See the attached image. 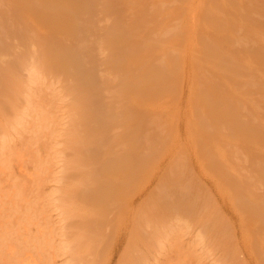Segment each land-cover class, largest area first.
Listing matches in <instances>:
<instances>
[{
  "label": "bare ground",
  "instance_id": "obj_1",
  "mask_svg": "<svg viewBox=\"0 0 264 264\" xmlns=\"http://www.w3.org/2000/svg\"><path fill=\"white\" fill-rule=\"evenodd\" d=\"M16 1L15 3L18 2ZM44 1L46 2L47 0H43L42 4H46ZM91 1L89 0V3L91 2L93 9L95 6L101 5L107 12V18L105 23H103L104 25L99 27L100 29L98 30V35H95V38H88V36L85 37V39L87 38L86 40L83 39L82 41H75V43L78 42L76 44L67 43L64 40L60 41L55 38L52 40V46L49 48L50 50H47L49 51V53H46L48 55H44V59L47 64L43 61L46 65H48L46 69H48L50 73L56 70V68L62 66L61 64L67 63L65 66L67 69H65L63 65L64 72V70L69 71V67L71 70V66H69L68 63L77 62V60L83 61L82 59L87 60L90 57L93 58V63L91 62L92 64L86 63V65L79 70V73L83 74L82 72H86L89 76L85 79H83V77L75 78L74 81L69 83L67 82L68 84L65 86V88L71 91L72 94H79V97L76 99V119L72 128L74 131L81 128L85 130V132H83V135L85 134V136L83 137L81 134L80 136L83 138H80L79 141H77V153L75 158L71 160L72 165H70V170H68L70 178L75 182L76 188L73 189L77 190H69V195L73 192H75L74 194L76 195H78L77 193L79 192L84 195V193H81V191L84 192V190L91 191L89 193L93 196L96 193H100V191L104 192L103 187H100V191L97 192V181H99L97 180V175L91 173L90 177L87 176L89 178L87 179L84 176V173L82 172L83 174L81 173V175L80 172L83 171V168L86 165L93 161L96 155L103 153L104 148L101 149V145L99 144L103 143L102 141H104L105 138L103 139L102 136L105 135L106 132H109L107 126L110 124V121L115 118V116H119L124 122H132L137 117L144 115V113H142L143 107L147 103L164 104L177 112L180 108V104L178 105L179 98L184 94L186 104L192 110L197 121L196 125H192L188 121L185 123V140L181 141L180 139V131L176 124V115L166 117L164 113H154L141 117V120L137 123H127L124 129V140H121V137H118V135L115 134H113L112 137L110 136L111 139L109 140L111 142L109 141L108 145L109 143L111 144L110 147L114 153H112L113 158H110L112 160L109 159V161H111V165L113 164L112 166L114 168L116 167V171L114 170L115 172H112L114 168L112 169L110 166L111 173H108L107 180H104L105 183L103 184H105L104 186L106 187L107 183H110L111 181L112 184L109 186L114 187V184L115 186H118L120 182V184H122V180H134L139 185H142L155 172L156 160L163 156L166 152H172L174 159L169 164L166 173L162 176V179H176L179 183L173 188L165 189L163 193L160 194L159 199L149 200L143 209H141L142 207L140 208V210H145L143 211L145 214L141 211L143 216L145 215V218L140 216V218H144L143 220L141 219L142 222L138 221V217L137 221L132 224L131 235L135 237L139 235L143 229L145 233L143 234V236L145 235V242L153 243V241L157 239V236L165 230V225L158 224L155 219L156 216L159 219H164L168 216H171L174 219H180L186 208L193 207L194 220L195 222H199L204 228L207 233V241L210 245H214V249L216 251L221 249L224 252V258H227L232 248V224L214 205L213 199L208 190H206V188L196 180L193 174L190 173L188 169V160L192 155L199 160L204 171L214 177L216 181L215 183L219 191L224 195V198L234 202L233 210L240 215L242 217L241 219L245 222V227H243V229L245 228L244 233L248 237H244V240L246 241L245 243H248L247 246H250L249 248H252V251L256 254V261L258 264H264V0ZM183 1L193 7L195 13V16L184 27L179 24V9ZM78 2L80 1L71 0L68 6L73 13L71 14V10L69 11V9H67V12L68 14L75 15V28L77 26L79 28L76 29L81 31L83 28V22H81V19L83 20V17L78 19V15L76 16L77 13L75 14V12L80 10ZM36 3L38 4L39 2ZM10 4L13 5L14 1ZM29 5H31V1ZM5 6L6 9H8L7 4ZM90 6L86 9L90 8ZM13 7L14 6H12V8ZM17 10H19V8ZM22 10L23 7L20 11ZM27 10L28 9H26V11ZM20 11L16 14L12 13L15 15V22L18 19H29L40 22L41 15L37 16L38 14L35 15L30 12L21 13ZM7 12H9V10ZM7 12L3 14H7ZM3 14L1 15L4 16ZM8 17L6 16L5 18ZM14 18L12 17L13 20L11 21H14ZM67 21L68 20L53 22L52 20L50 29H48L51 30V32H55L54 30L56 28L65 27ZM10 24H12V22ZM13 25L15 27V23H13ZM91 25L89 28L94 24L92 26ZM33 27L35 26L33 25ZM94 27L93 29H95ZM84 28L86 29V27ZM84 28L82 30H84ZM24 30H26V28ZM24 30H21V32ZM109 31L110 35H107V32ZM22 33L23 35L25 34L24 32ZM13 35L11 34V36ZM18 35L20 36V34ZM193 37H196L200 43L199 49L192 44ZM81 38L83 37L81 36ZM3 39L4 38L0 41L2 42ZM32 39H34V37ZM95 41L99 43L98 51H95V48L93 49ZM102 41L105 43L106 48L101 45ZM3 42H5V40ZM15 42H17V39ZM21 42L22 41H20V43ZM32 45H34L33 40ZM32 45L28 44L27 46L31 47ZM36 45H39V43H36L35 46ZM4 47L5 44L2 48ZM42 48H45V46ZM12 49H10V51L9 49L7 50L11 52V55ZM14 50L17 51L16 48ZM25 50L23 48V51ZM28 50L30 51V49ZM28 50L26 51L28 52ZM20 53L22 54V52ZM36 53L38 54L39 52L37 51ZM15 54L16 57L17 55H20L16 52ZM30 54L32 53L30 52ZM37 54L35 56H37ZM40 56H42V54ZM101 57L104 58V61L102 62L105 64L106 70H104V73H102L103 71L98 72L99 74L93 77L92 75L94 74L93 72H95V64ZM34 58L35 60L37 59L36 57ZM38 58L40 59V57ZM13 62L15 63V61ZM87 62L89 63V59ZM0 63L1 65L3 64L1 61ZM72 64L73 63H71V65ZM103 64L100 62L101 67H103ZM11 65H13V63H11ZM13 66L12 68H14ZM20 66H23L22 63ZM42 68L43 67L41 66L40 69ZM16 69H14V71ZM74 69H76V67ZM3 70L6 71L7 69ZM4 71L1 70V72ZM17 71L19 72V70ZM67 71L65 74L69 73ZM7 72L8 71H6V73ZM11 73L12 71H10L9 75H11ZM0 74H2L3 77H6L5 72ZM14 74L15 73H13V75ZM2 76L0 77L2 78ZM8 76L7 79H9ZM16 76H18V74ZM186 77L190 78L189 87L186 92H183L181 84ZM8 84H10L9 80ZM17 87L19 89V86ZM13 90L15 91V89ZM13 90H11V92ZM27 90H29V88ZM6 91L8 90L6 89ZM8 92H10V90ZM22 92L26 95L24 91ZM99 93L102 94L99 95ZM17 96L20 97V95ZM35 96H31V99ZM3 97L4 96H2V98ZM25 97L23 99H25L24 102L27 104L30 97L28 99ZM9 98L7 97L10 101L12 97L10 99ZM3 99L5 100V97ZM41 99L39 97L40 101ZM93 99L94 101L97 99L99 104L100 101L102 104L107 102L109 104L108 109L110 112H106L107 114L104 115L105 113L103 114V111L99 110L97 107V109L91 108L90 104ZM40 101L37 103H41ZM13 102V106H15V104L18 106L20 101L15 103L16 100H14ZM9 103L11 104V102ZM21 103L22 102H20V104ZM34 103L35 102L30 104ZM24 106L27 109L28 104ZM25 107L23 108L25 109ZM32 107L33 106H31L30 109ZM42 111L46 112V110ZM30 116L31 117L28 115L29 120L32 118V115ZM37 117H39V115ZM41 117L37 118V120L42 119L44 121H48L47 117ZM98 117L102 118L103 123L97 119L96 122L99 121L98 123H102L97 126L92 123V121ZM32 120L34 119L32 118ZM46 121L44 123H46ZM33 122L35 123V121ZM214 122H218L219 126L213 127L212 124ZM32 123L30 120V124L27 125H30L31 127ZM18 124H21L22 126L24 123ZM37 127L38 126H36V128ZM46 127L49 128V125ZM147 127L150 128H148L150 134L146 135L145 132V134L137 137L136 132L141 129H146ZM221 127L228 129L230 134L223 133L220 130ZM35 129L30 130V132L35 131ZM37 130L38 128L36 131ZM39 130H42L41 132H43V129L40 128ZM39 130L37 133H32H39L42 135ZM45 130L47 129H44V132H46ZM108 135L109 134H107L106 137ZM32 136L34 137V135ZM127 138H129V140L125 142ZM136 138L141 140L140 145L143 146L142 153L146 159L144 163H138L135 159L136 154L142 148V146H139V143L135 141ZM101 139L103 140L101 141ZM76 146H74V149L70 148L71 151L75 150ZM71 147H73V145ZM70 157L74 156L71 154ZM88 181H91L92 184ZM98 184L100 183L98 182ZM103 184L101 183L100 185ZM101 197L102 195L100 198ZM79 199L77 198V200ZM81 201H83V199ZM91 201H93V198ZM98 201L99 200H95L93 202L97 204H99L100 201L106 202L104 206H102V204L99 208L95 207L96 216L99 221L97 218L96 220L97 223L99 222L100 224L101 218L103 221H108L107 217L111 214L108 213L106 216V214L102 213V208L107 210L108 207L106 204L109 201L102 199H100L99 202ZM77 202L78 201H76L75 205ZM87 202L82 203L86 204ZM115 202L116 201H114V203ZM67 203L69 204V202ZM91 203L89 205H91ZM168 204L175 206L171 208L168 207ZM78 205L79 204H77V206ZM80 205L78 207H80ZM108 206H110V204ZM117 209L118 208H116V210ZM74 210L76 211V209ZM90 212L91 211H89V214ZM92 214L93 213L91 212L90 215ZM85 215L83 214L82 219L88 220L87 215ZM77 216L78 215H75L76 219ZM92 216L96 217L94 214ZM103 217H105V219ZM115 218L119 219V217ZM118 219H115L117 220V223H115L117 224V228H119L118 226H121L118 225L121 219L119 221ZM74 222L75 221H72V224ZM109 222L110 223L105 222L107 227L109 224L116 227L113 221ZM79 224L77 225L79 230L83 233L82 238L87 243L89 241V244L93 245V242L95 243L101 238V233L95 234V232H93L98 226H95L92 229L90 228V225L92 226V224L89 222L88 224L90 225L83 223L79 226ZM102 224L103 223L101 221V226H99L101 227V230L103 229ZM68 226H71V224ZM72 226H74V224ZM106 226L103 229L104 232L102 230L104 235L106 233L105 231L109 229H107ZM115 227H113L114 230ZM110 229H112V227ZM110 229L108 231L113 232ZM73 230H75V228H73ZM72 232L74 233L75 231ZM78 232L79 231L76 233ZM111 232L108 233L111 235ZM110 235L108 234L106 236ZM79 240L81 241L82 239L80 238ZM140 240L141 239L139 238V241ZM110 241H112V239ZM110 241H107V243H110ZM129 241H131V239ZM143 241L144 240L141 242ZM129 245H131L129 248H132L134 244L132 243ZM135 245L137 246L136 242ZM92 247L94 248V246ZM134 248L135 246L133 247V250ZM136 248H139V245ZM130 259L132 258H127V260ZM234 262L235 264H241L238 260H234Z\"/></svg>",
  "mask_w": 264,
  "mask_h": 264
},
{
  "label": "rangeland",
  "instance_id": "obj_2",
  "mask_svg": "<svg viewBox=\"0 0 264 264\" xmlns=\"http://www.w3.org/2000/svg\"><path fill=\"white\" fill-rule=\"evenodd\" d=\"M2 1L0 0V13L2 12L1 14H3L8 10L9 12H7V14H3L4 16L0 14V40L4 38L2 42L0 41V59H3L0 60L3 63L2 65L0 63V69L2 71H4L3 69H7L6 71H8L7 73L6 71H4L6 77H3L2 74H0V76H2V78H0L3 79H0V88L2 89V91L0 89V264H235L234 260H238L239 262H241V264H258V262L256 261V254L254 253V251H252V248H249L250 246H247L248 243H245L246 241L244 240V237L248 238L244 233L245 228L243 229V227H245V222L243 219H241L242 217L233 210L234 202L224 198V195L219 191L215 183L216 181L214 177L204 171L201 163L196 157L192 155L189 157L188 169L190 173H192L196 180L201 183L206 188V190H208L213 199L214 205L224 214L225 218L232 224L233 227L232 248L227 258H224V252L221 249H218L216 251L214 249V245H210V243L207 241V233L205 232L204 228L199 222H195L194 220L193 207L186 208L180 219H174L171 216H168L164 219H159L156 216L155 219L157 220L158 224L165 225V230L163 231V233H160V235L157 236V239L154 240L153 243L145 242V235L143 236V234L145 233L142 228V231L139 235L135 237L131 235L132 224L137 221L138 217V221L141 222L145 218V215L143 216V213L145 214V212L143 211L145 210H140V208L142 207L141 209H143V207H145V204L149 200L159 199L160 194H162L165 189L173 188L179 183V181H177L176 179H162L163 174L166 173L169 164L174 159L172 152L168 151L156 160L155 172L142 185H139L134 180H122V184H120L121 182L119 183L120 185L118 184V186H115L114 184V187L109 186L110 184H112L111 181L110 183H107L106 187L104 186L105 184H103L107 180L110 168H114L112 166L113 164L111 165V161H109L110 158H113L112 153H114L110 147L111 144L109 143L108 145V142L110 141L109 139H111L110 136L112 137L113 134H115L118 135V137H121V140H124V129L127 123H137L141 120V117L154 113H164L166 117L176 115V124L180 131V139L181 141L185 140V123L188 121L192 125H196L197 121L196 117L193 115L192 110L186 104L184 94L179 98L178 105L180 104V108L177 112H175L172 108L165 106L164 104L161 105L158 103H147L143 107L142 113H144V115L137 117L132 122H124L119 116H115V118L111 120L110 124L107 126V128L109 129L108 131L111 133L106 132V134L102 136L103 139L105 138L104 141H102L103 139H101L103 143L101 142L102 144H99L101 145V149L104 148L103 153L96 155L93 161L90 164L86 165L83 168V171L80 172V174L83 172L84 176L87 179H89L88 177H90L91 173L97 175V180H99L97 181V192L100 191V187L104 188V192L100 191V193H96L93 196L91 195V193H89L91 191L84 190V192L81 191V193H84V195L80 194V192H76L78 195L74 194L75 192L70 193L71 195H69V192L71 190L73 191V188L76 187L74 180H72L69 176L68 170H70V165H72L71 160L75 158V155L77 153V141L85 136V134L83 135V132H85V130L80 127L81 129H76V132L72 128L76 119V99L79 97V94H72V92L65 88V86H67L69 82L74 81L75 78H87L89 74H87L86 72H82L85 75L84 77L83 74L79 73V70H81V68H83L86 63L92 64L93 58H88L89 63L87 62L88 59H82L83 61L77 60V62H71L73 63L72 65L71 63H68V65L71 66V70L69 67V71L64 70V72L63 69L65 68L67 63L61 64L62 66L60 67L62 68H56L57 71L54 70V73H49L48 69H46L48 65H46L47 63L44 59V55L46 53H49V51L47 50L52 46V40L55 38L60 41L64 40L67 43L71 44H74L75 41H82L83 39L86 40L87 38L85 39V37L88 36V38H95V35L97 36L99 33V27H101L102 25H104L103 23H105L107 12L101 5H97L93 9L91 0L90 3L89 0H79L80 2H78V5L81 8L79 7L80 10H78V12H75V14L77 13L76 16L78 15V19L83 17V20L81 19V22H83L82 27H86V29L84 28V30H82V28L81 32L80 30H77L79 27L76 26L77 29L75 28L76 17L75 15H71L73 11L68 6L71 0H47L48 2L44 1L46 4H42L43 0H17L18 2L16 0ZM13 1L14 4H10L13 3ZM15 1L17 3H15ZM30 1L31 5H29ZM36 2L39 3L37 4ZM6 4L8 9H6ZM12 6L14 7L12 8ZM88 6H90V8L92 9H86ZM17 7L19 8V10H17ZM22 7L23 10L20 11ZM26 9L28 10L26 11ZM67 9H69V11L71 10V14H68ZM179 10V24L184 27L195 16L194 8L188 5L187 2L183 1ZM18 11H20L21 13L30 12L35 15L38 14L37 16L41 15L40 22L29 19H18L20 21L17 20L15 22L16 18H14L15 15L12 13L16 14ZM6 16L9 17L5 18ZM11 16L14 18V21H11L13 20ZM52 20L53 22L65 20L68 21L66 22L65 27H58L56 28L57 30H54L55 32H51V30L49 29ZM10 21L12 22V24H10ZM13 23H15V27ZM91 24H94L95 27ZM33 25L35 27H33ZM90 25L92 27L89 28ZM93 27L95 29H93ZM25 28L26 30H24ZM88 28L92 31H90ZM21 30H24L22 31L25 33L24 35ZM11 34L13 36H11ZM18 34H20V36ZM36 34L40 35L37 36ZM107 35H110V31L107 32ZM81 36L83 38H81ZM33 37L37 42L32 39ZM16 39L17 42H15ZM37 39L40 41H38ZM4 40L5 42H3ZM18 40L22 42L20 43V41ZM32 40L34 41V45H32ZM36 43H39V45L35 46ZM4 44L5 47L2 48ZM28 44L32 45L33 47L27 46ZM192 44L196 48H200V43L198 42L196 37H193ZM24 45H26L27 47ZM101 45L106 48V45L103 41ZM44 46L45 48H42ZM98 46L99 43L95 41L93 49L95 48V51H98ZM15 48L17 49V51L14 50ZM23 48L24 50L30 49V51L28 50L27 52L25 50V52L23 51ZM8 49L9 51L10 49H12V55L11 52L7 51ZM18 51L22 52V54ZM37 51L40 53H38L39 55L36 53ZM13 52L14 54L15 52L19 53L20 55H17L16 57V54L14 56ZM30 52L32 54H30ZM36 54L38 57H40V59L35 56ZM41 54L43 57L40 56ZM12 56H14L15 58ZM34 57H36L37 59L35 60ZM12 60L15 61V63ZM37 61L39 63L41 62L40 65ZM98 61L103 64L102 61H104V58L101 57ZM98 61L96 64L94 63L95 72L96 70L97 72H93V77H95V75H98V72L103 71L102 73H104V70H106L105 64H103V67H101L100 62ZM11 63L15 65H11ZM19 63L20 65L22 63L24 67H21ZM12 66L14 68H12ZM15 66L16 68L20 66V69H16ZM41 66L43 67L42 69H40ZM73 66H75L76 69H74L75 67ZM78 66L81 67L79 68ZM14 69H16V72L14 71ZM1 70L0 73H4L1 72ZM17 70H19V72ZM10 71H12L11 75H9ZM66 71L69 72L66 73L68 75L65 74ZM13 73H15L16 75L18 74V76H16L15 74L13 75ZM7 76L9 79H7ZM68 78L72 80H69ZM66 79L69 81H67ZM8 80L10 84H8ZM189 81L190 78L188 77H186V79L182 81L181 86L183 92H186L188 90ZM17 86H19V89ZM28 88L29 90H27ZM6 89L8 91L10 90V92L6 91ZM13 89H15V91ZM11 90H13L15 93L13 91L11 92ZM22 91H24L26 95ZM100 94L102 93H99V95ZM17 95H20V97H18ZM2 96L5 97V100L3 99L4 97L2 98ZM23 96H26L25 98L27 99L30 97L28 99L29 102L27 103L28 106L33 102H35V105L30 104V106H27L26 109L24 105L27 104L26 102H24L25 99H23ZM31 96H35L36 98H33L35 100L31 99ZM7 97L12 98L9 101ZM39 97L40 99L42 98L41 101L39 100ZM94 99L92 101L93 104H90L91 108H98L99 110L103 111V114L105 113L104 115L107 114L106 112H110V110L108 109L109 104L107 102H105V104H102V102L100 101L99 104V102H97V99L95 101ZM14 100H16L15 103H18L19 101L22 102L21 104L19 102L18 106L21 105L25 107V109L21 106L18 107L17 104L13 106ZM37 100L41 103L38 104ZM9 102H11V104ZM31 106L33 107L30 109ZM105 108L108 110H106ZM42 110H46L47 113ZM35 113L37 114V116L39 115V117H47L48 121L45 120L46 123H44L45 121L42 119H38L40 120L38 121L37 118L39 117H37ZM28 115L29 117H31L30 115H32V118L34 119H30L31 123L35 121V123L33 122L31 124V127L30 125H27L30 124ZM97 119L103 123V120L100 117L95 118V120L93 119L94 121H92V123L97 126L102 124L101 122L98 123L99 121L96 122ZM18 123L24 124L21 126V124ZM47 125H49V128L46 127ZM212 125L213 127L219 126L218 122H214ZM36 126H38V130L40 128L43 129V132L44 129H47L45 130L47 133H43L41 132L42 130H39L42 135L39 133L35 134L38 132V130L36 131ZM33 128H36L35 131H32L35 133L30 132V130H34ZM148 128L149 127L137 131V137L145 134V132L146 135L150 134V131H148L150 128ZM220 130L225 134H230V131L228 129L221 127ZM81 134L83 137L80 136ZM107 134H109L107 136L108 138L106 137ZM32 135H34V137ZM74 136L76 137V139ZM105 140L107 143L105 142ZM128 140L129 138H127L125 142H127ZM135 141L139 143V146H142L140 145V139L136 138ZM72 145L73 147H71ZM74 146L76 147L75 150H72V152L70 148L74 149ZM142 151L143 146L141 150L138 151L135 157L136 162L138 163H144L146 161ZM71 154L74 157H70ZM114 170L116 171V167L112 170V172H115ZM88 182L91 183V181ZM98 182L100 184L102 183L103 185L98 184ZM74 191L77 190L75 189ZM101 195L102 197L100 198ZM96 196L99 197L97 198ZM77 198H80L81 200L83 199V201H81L80 199L77 200ZM90 198H93V201H100V199H102L110 202H107L106 204V206L108 207L107 210L102 208V213L106 214V216L108 213L111 214L109 215L110 220L109 217H107L108 221H103L101 220L102 218L100 219V224L101 221L104 224V226L102 224L103 229L107 225L105 224V222L110 223L109 221H113L114 224L117 223V220L115 219L118 218L115 217H119L118 221L121 219L118 224L121 226H118L119 228H117V224H115L116 227L109 224L110 226L108 225V227L106 226V228L110 229L112 227V229L110 230H112L113 232L108 231V229L105 231L106 233L104 235V233H102L103 229L101 230V227H99L101 225L99 224V222L97 223L98 217L96 216L95 207L99 208L102 204V206H104L106 202L100 201V203L97 204L91 201ZM86 199H89L88 202ZM76 201H78L77 204L79 205L81 203L80 207H78L79 205L77 206V204L75 205ZM114 201H116V204L114 203ZM67 202H69V204ZM82 202H87L88 204L86 203V205ZM90 203L91 205H89ZM108 203L110 204V206H108ZM173 206L168 204V207L172 208ZM116 208L118 209L116 210ZM74 209H76L77 212ZM89 211H91L96 217H93V214L90 215L91 212L89 214ZM141 211L143 213H141ZM82 213L84 215H87V219L89 221L86 219H84L86 220L84 221L82 219ZM75 215H78L77 219ZM140 216H143L144 218L142 219V217L140 218ZM103 218L105 219V217ZM72 221H75L73 223L74 226H72ZM88 222L92 224V226L88 224ZM76 223H80L79 226L83 223H87V225H90V228L92 229L93 227L98 226L99 228L97 227L96 229H99L100 231L94 228L95 230L93 232H95V234L101 233L100 237H103L104 239L102 238V240L100 238L101 240L99 239L95 243L93 242V245L89 244V241L87 243L82 238L83 233L79 230V227ZM95 223L99 225H96ZM70 224L71 226H68ZM113 227H115V230ZM73 228H75V230H73ZM72 231L75 232L73 233ZM77 231L79 232L76 233ZM107 231L111 232V235ZM108 234L110 236H106ZM80 238L82 239L81 241L79 240ZM139 238L141 239L140 241ZM111 239L112 241H110ZM130 239L131 241H129ZM142 240L144 241L141 242ZM107 241H110V243H107ZM131 242L134 245L132 246V248H129V246H131L129 244H132ZM135 242L137 246L135 245ZM91 245L94 246V248ZM138 245L139 248H136L138 247ZM134 246L135 248L133 250ZM129 255L132 259L127 260V258H130Z\"/></svg>",
  "mask_w": 264,
  "mask_h": 264
}]
</instances>
